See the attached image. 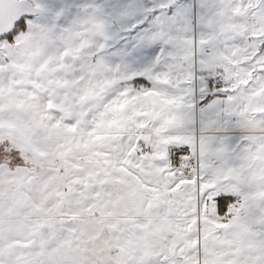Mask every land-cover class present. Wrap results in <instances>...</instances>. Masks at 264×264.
<instances>
[{
  "label": "snow or ice",
  "instance_id": "6c2138e0",
  "mask_svg": "<svg viewBox=\"0 0 264 264\" xmlns=\"http://www.w3.org/2000/svg\"><path fill=\"white\" fill-rule=\"evenodd\" d=\"M0 264H264V0H0Z\"/></svg>",
  "mask_w": 264,
  "mask_h": 264
}]
</instances>
